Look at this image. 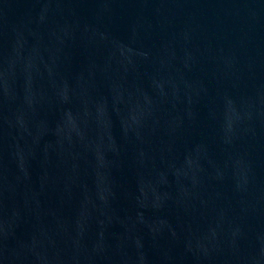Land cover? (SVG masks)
I'll return each mask as SVG.
<instances>
[{
	"label": "water",
	"instance_id": "water-1",
	"mask_svg": "<svg viewBox=\"0 0 264 264\" xmlns=\"http://www.w3.org/2000/svg\"><path fill=\"white\" fill-rule=\"evenodd\" d=\"M0 264H264V0H0Z\"/></svg>",
	"mask_w": 264,
	"mask_h": 264
}]
</instances>
